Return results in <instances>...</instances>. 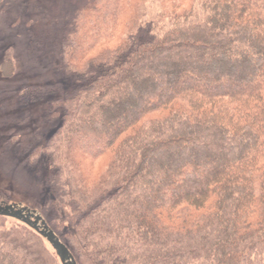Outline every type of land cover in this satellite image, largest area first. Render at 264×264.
Returning a JSON list of instances; mask_svg holds the SVG:
<instances>
[{"label": "trees", "instance_id": "16d2710c", "mask_svg": "<svg viewBox=\"0 0 264 264\" xmlns=\"http://www.w3.org/2000/svg\"><path fill=\"white\" fill-rule=\"evenodd\" d=\"M146 1L89 0L56 43L72 88L23 158L50 226L77 264H264V0ZM3 220L0 264H55Z\"/></svg>", "mask_w": 264, "mask_h": 264}, {"label": "rangeland", "instance_id": "374dc122", "mask_svg": "<svg viewBox=\"0 0 264 264\" xmlns=\"http://www.w3.org/2000/svg\"><path fill=\"white\" fill-rule=\"evenodd\" d=\"M87 1L0 0V203L36 209L51 229V198L23 158L60 125V110L58 116H51L49 103L68 92L72 80L56 69V43ZM145 8L147 24L163 10L153 0H147ZM3 219V229L21 225ZM42 243L55 264H60L50 246Z\"/></svg>", "mask_w": 264, "mask_h": 264}, {"label": "water", "instance_id": "95a60500", "mask_svg": "<svg viewBox=\"0 0 264 264\" xmlns=\"http://www.w3.org/2000/svg\"><path fill=\"white\" fill-rule=\"evenodd\" d=\"M0 217L15 220L33 231L50 246L60 264H77L68 248L36 209L22 203H0Z\"/></svg>", "mask_w": 264, "mask_h": 264}]
</instances>
